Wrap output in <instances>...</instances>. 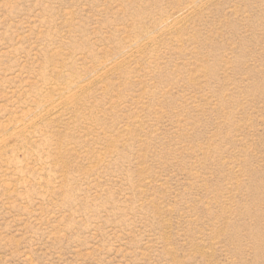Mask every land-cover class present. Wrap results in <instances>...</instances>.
<instances>
[{
    "label": "rangeland",
    "instance_id": "1",
    "mask_svg": "<svg viewBox=\"0 0 264 264\" xmlns=\"http://www.w3.org/2000/svg\"><path fill=\"white\" fill-rule=\"evenodd\" d=\"M0 264H264V0H0Z\"/></svg>",
    "mask_w": 264,
    "mask_h": 264
}]
</instances>
